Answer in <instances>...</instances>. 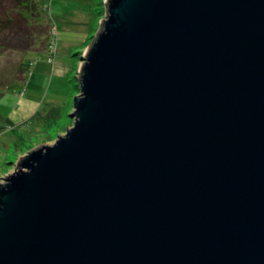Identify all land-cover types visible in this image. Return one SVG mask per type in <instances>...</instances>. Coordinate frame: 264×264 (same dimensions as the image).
I'll list each match as a JSON object with an SVG mask.
<instances>
[{"label":"water","instance_id":"95a60500","mask_svg":"<svg viewBox=\"0 0 264 264\" xmlns=\"http://www.w3.org/2000/svg\"><path fill=\"white\" fill-rule=\"evenodd\" d=\"M72 124L0 183V264H264V0H106Z\"/></svg>","mask_w":264,"mask_h":264},{"label":"rangeland","instance_id":"374dc122","mask_svg":"<svg viewBox=\"0 0 264 264\" xmlns=\"http://www.w3.org/2000/svg\"><path fill=\"white\" fill-rule=\"evenodd\" d=\"M11 1L0 0V183L72 124L81 57L106 14V0H28L22 14Z\"/></svg>","mask_w":264,"mask_h":264},{"label":"trees","instance_id":"16d2710c","mask_svg":"<svg viewBox=\"0 0 264 264\" xmlns=\"http://www.w3.org/2000/svg\"><path fill=\"white\" fill-rule=\"evenodd\" d=\"M12 2H14L13 3L14 4L13 5L14 8L12 7V9L14 11L20 10V13L18 12L19 14H22V12H21L22 10H28L29 9L28 0H13V1H11V3ZM5 10L8 11V9H5ZM27 41H29V40L27 39Z\"/></svg>","mask_w":264,"mask_h":264},{"label":"clouds","instance_id":"9594fccd","mask_svg":"<svg viewBox=\"0 0 264 264\" xmlns=\"http://www.w3.org/2000/svg\"><path fill=\"white\" fill-rule=\"evenodd\" d=\"M79 92V91H78Z\"/></svg>","mask_w":264,"mask_h":264}]
</instances>
